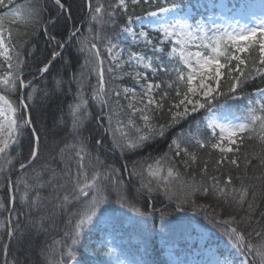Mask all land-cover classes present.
Returning a JSON list of instances; mask_svg holds the SVG:
<instances>
[{
    "label": "snow or ice",
    "instance_id": "obj_1",
    "mask_svg": "<svg viewBox=\"0 0 264 264\" xmlns=\"http://www.w3.org/2000/svg\"><path fill=\"white\" fill-rule=\"evenodd\" d=\"M53 2L59 10L65 9L62 0ZM141 4L153 10L134 14ZM85 7L89 21L87 31L91 38L73 25L70 32L58 39L55 34L49 33V26L55 29L58 20L51 15L46 16L45 7L36 3L15 7L12 0H0V9H4V15L0 16V58L3 61L0 63V69H3V75H0V187L8 189L4 194L5 200L0 201V215L5 216L0 223V230H3L0 231V255L5 257L3 264H9L7 257L12 243L20 248L32 244L50 227H55L56 219L65 214L67 240L56 241L54 245L45 242L43 247H38L41 257L38 264H95L92 257L99 253L90 244V233L94 228L109 223L106 206L113 199L124 206L128 204V198L118 170L105 165L92 150V137L85 135L89 131V123L95 121L103 133L110 132L112 148L123 155L141 150L156 137L163 138L167 131L201 112V120L195 123L196 132L181 130L171 141L170 150H174L177 157H187L182 160L186 167L195 163L198 160L196 153L182 147L187 138V142L194 141L200 149L218 152L219 158L203 162L200 170L204 176H208L209 163L213 165L209 177L212 183L208 186L203 183L191 185V194L185 196V202L202 207L192 199L199 193L214 195L229 207L243 209L244 215L239 219L230 217L220 222L225 225L224 235L231 250L241 257V264H249V256L255 257L252 264H264V213H260V220L255 219L256 200H264V195H258L255 186L244 183L253 159L256 161L253 168L261 170L259 179L264 180V148L252 153L251 158L241 150L245 133L249 134L247 139L255 137L264 145V0L258 3L241 0L238 5L231 0H196L195 4L192 0H116L107 7L100 2L93 6V0H85ZM117 9L124 19L118 26L116 40L123 36L130 41L127 48L121 47L112 38L103 42L93 35V25H103L115 18ZM193 9L204 11H199L197 15ZM17 21L39 27L42 34H48L47 42L55 43L49 58L36 68L41 77L51 75L55 62L72 64L73 60L64 56L66 50L70 53L75 47L77 64L81 55L84 58L81 71L68 74L67 79L58 75L52 81L51 94L72 93V101L67 105L72 140H65L64 146L59 148L54 158L56 167L49 161L41 163V133L31 118L29 101H35L41 92L45 95L49 93L38 89L33 81L25 80V63L20 49L25 46L30 48L31 44L18 39L21 34L11 26ZM134 46L139 51H133ZM102 50L109 61V73L120 69L123 72L121 78L132 76L135 79L140 89L138 102L136 87H125L122 91L106 88ZM253 53L256 55L253 56ZM125 65L133 71H126ZM85 68L88 75L83 71ZM161 73L167 77L166 80L158 79ZM93 74L96 84L86 97L82 95L84 82ZM253 82L256 87L245 95L246 86ZM74 84L76 91L72 92ZM25 89L30 91L17 96L16 101L9 98L18 91L23 93ZM110 93L112 99L109 98ZM121 97L128 101L126 107L131 110L126 121L120 119V110L125 107L120 103ZM89 100L93 107L99 108L95 115L90 111ZM230 100L243 101V113L232 111V105L228 103ZM161 112L169 119L166 123L157 124L154 115ZM137 114L142 121L140 125L135 123ZM63 116L62 111L53 125L60 131L63 129L59 121L63 120ZM202 126L209 133L207 139L201 138ZM192 127L189 125V129ZM125 129L134 130L135 135ZM26 133L28 151L25 155L23 145ZM95 145L102 148V137L95 139ZM161 159L147 166L146 181L143 172L132 174L142 178L138 191H162L168 200H172L173 181L181 174L175 165L165 169ZM37 165L40 167L37 168ZM242 165L245 176L237 177L241 181L238 188L233 186L230 174L225 181H221L219 174L223 167L240 169ZM19 185H23V195L19 197L23 221L21 213L16 211L15 189ZM45 188L51 190L49 196L41 194ZM46 204H51L52 209L34 218L33 211L39 213L41 206ZM129 206L140 217L146 215ZM241 223L250 226L251 231L247 234L242 231L239 228ZM253 233L259 238L256 245L248 240ZM106 254L112 255L111 252ZM215 255L222 258L210 257L207 264H234L232 251L228 254L218 251ZM11 264L24 262L13 256ZM119 264L127 262L119 261Z\"/></svg>",
    "mask_w": 264,
    "mask_h": 264
},
{
    "label": "trees",
    "instance_id": "obj_2",
    "mask_svg": "<svg viewBox=\"0 0 264 264\" xmlns=\"http://www.w3.org/2000/svg\"><path fill=\"white\" fill-rule=\"evenodd\" d=\"M62 2L65 4L64 10H59L54 5L53 0H12V3L15 7H21L29 3H36L45 7V15H51L52 17L58 20V24L55 29L49 26V33L55 34L58 39L62 38L65 33L70 32L73 25L78 27V25L86 15L85 0H62ZM97 2L103 3L107 7V5L109 4L116 3V0H93V6H95ZM194 2H196V0H192V3ZM145 10L153 9L150 8L148 5L141 4L136 7L134 14H142ZM116 11L117 16L115 18L107 20V22L103 25H93V35H95L99 40H104L106 42V39H113L114 37H116V34L118 32V26L122 24L124 19L123 14H121L118 9ZM2 15H4V9H0V16ZM11 26L21 34L18 37L21 42L28 41L31 44L30 48L25 46L24 48L20 49L21 59L25 63L24 77L25 80H29L32 77L38 75L36 73V68L38 66H42L43 62H45L49 58V54L53 51L55 43H48V34H42L39 27H33L29 24H26L24 21H17ZM88 26L89 21H87V23L84 25L82 32L86 37L91 38L90 34L87 31ZM29 33L32 35H28ZM136 50L139 51L138 48ZM25 52L27 53L26 56ZM76 55L77 54L75 47L71 49L70 53L66 50L64 52V56L66 59L71 58L73 60L72 64L55 62L51 69V75L46 74V78L40 77L35 82H33V84L38 89L47 90L49 95H45L43 92H41L38 94V98L35 101H29L31 105L30 109L32 114V120L34 124L39 127L41 133V163H43L44 161H49L53 167L57 166L54 158L56 157L59 148L64 146L65 140H72V137L70 135V119L67 115V105L72 101V93L69 92L67 95L51 94L52 81L53 78L58 75L64 76L65 79H67L68 74L72 72L81 71V65L83 64L84 58L83 55H81L80 63L77 64L75 60ZM255 55L256 54L253 53V56ZM0 63H3L2 58H0ZM83 71L85 75H88V69L85 68L83 69ZM0 75H3V69H0ZM105 75L107 76V69L105 71ZM160 78L165 80L167 79V77H164L162 73L159 74L158 79ZM95 84L96 78L93 74L90 79L85 80L84 92L82 93V95H85L86 97L89 96L92 87L95 86ZM129 85L135 87L134 82L132 80L129 81ZM254 87H256V84L254 82L246 86L245 95H247L248 91H251ZM29 91L30 90H28L26 94ZM75 91L76 85L74 84L72 87V92ZM17 96H19V91L14 95H10V97L13 98V101H16ZM44 98L47 99V102L43 103ZM109 98L112 99L111 93L109 94ZM121 101L122 104L126 106L125 100ZM228 103L232 105L233 111H237L238 114L243 113V101L237 102L230 100L228 101ZM165 105L167 107V102H165ZM89 106L90 111L93 113V115L99 112L98 107L92 106L91 100H89ZM57 108L59 109L57 112L59 116L61 115L62 111L64 114L63 120H61L62 125L60 126L63 131L53 130L50 126L52 120H54V122L56 120V116H54L53 110H56ZM48 110H50V112L52 111L51 118L49 119L50 116L47 117L48 119H46L44 121L45 123L42 124L43 117L41 112L45 111L46 113ZM106 110L107 109H105V111ZM124 116L128 118V115ZM124 116L122 115V119L126 121L127 119H125ZM168 119V115L162 112L156 113L154 115V122H156L157 124L166 123ZM115 122L116 121L113 119V124H115ZM190 125H193V127L191 129H189V127L186 129L184 128V124L181 123L180 125H177L176 127L167 131L163 138L156 137L155 139L146 143L141 150L129 153L125 152L123 155L120 153L119 150L112 148L111 133H103L101 129L97 127V122L92 121L91 123H89V131L85 133V135L92 137V150L100 156L101 160L104 161V164L110 167H114L118 170V174L121 178V185L126 189L128 204L121 206L120 203L116 202V200L113 199V202L106 206L107 209L119 207L121 209L133 211V208L129 206L132 205L136 209H139L140 211L146 213L144 217H140L138 222H134V224L130 226V229L133 231L134 234L140 235L143 238L148 255L146 259L151 264H159V262H165L158 248L160 241L164 239L166 241L165 244L176 242L179 238L186 237L187 231L192 229L191 218L179 213L175 206H178L179 208L187 212L195 211L196 214H198L195 217L196 222L201 224H210L212 228L218 229L223 236H225V225L220 222L223 220H228L230 217H236L237 219H239L241 216L244 215L243 209L236 206L229 207L226 203L222 201V199H218L214 195H203L198 193L197 195L193 196L192 199L196 201V204L202 207H196L190 203L185 202V196L191 194V185H193L194 183L196 185H200L201 183H203L205 186H208L212 183L209 177L212 175L213 165L212 163H209L208 176H204L200 170L203 162L205 160L214 161L219 158L218 152L210 149V151H208V148L200 149L197 145H195L194 141L187 142V138H185V143L182 144V147H188L190 152L196 153V155L198 156V160L195 163H190V165L186 167L185 164L182 163V160H186L187 157H177L175 155V151L170 150L169 146L171 144V141L177 136V134L181 130L185 132L189 130H191L193 133L196 132L195 123L192 122ZM208 135L209 134L207 130L204 129L202 126L201 138L207 139ZM244 135L246 139L241 150L244 153H248L249 158H251V154L254 152H259L262 148H264V145H262L261 142L255 137L251 140L247 139V136L249 135L248 133H245ZM97 137H102L103 139L102 148L95 145V139ZM47 140H55L57 142L56 146L52 148V146L47 143ZM27 141L28 135L26 133L25 143L23 145V152L25 155L28 151ZM113 152L116 155L121 156L129 166V170L131 171L130 180L132 185L127 182L122 166ZM158 159H161V161L165 163L167 167L175 165L176 169H178L181 174L179 179L173 181V184L177 182V185L175 190L173 191L174 196L172 200H168L163 195L162 191L160 193H147L146 191H138L142 178L138 175L132 174L133 172H143V179L146 181L148 179L146 171L147 166L149 164H154L155 161ZM255 163L256 161L253 159L252 165H249L248 167L247 177L244 179V183L246 185L255 186L256 193L258 195H264V180L259 179L262 174L261 170L253 168V165H255ZM39 167L40 165H37V168ZM229 174L233 178V186L238 188L240 186L241 181L238 180L237 177L245 176V170L243 165L240 169H236L234 166L223 167L221 169V173L219 174L221 181H225ZM22 189L23 185H19V187L15 189V194L17 197L16 211L21 213L20 219L23 221L24 216L21 212L19 201V197L23 195ZM50 191V189L45 188L41 190V194L44 196H49ZM6 192H8L7 188L0 187V201L5 200L4 194ZM113 196H115V193H113ZM249 198H251V192ZM150 200L153 202H150ZM256 204L258 205V207L256 208L255 219L260 220V213H264V200L258 198L256 200ZM150 205H152L151 210L149 209ZM51 209L52 205L46 204L41 206L39 213L33 211L32 215L35 218L37 215L44 214L45 212H48ZM4 220L5 216L0 215V223H3ZM66 221V214L58 217L56 219L55 227H50L47 233L41 236L39 240L34 241L32 244H26L23 248H20V246L16 245L15 243H12L8 257L9 264H11L13 256L19 258L21 261L24 262V264H38V261L41 257L39 255L27 256L25 254L26 247L29 245H33V247L37 249L38 247H43L45 242L47 245H54L56 241H66L67 238L65 237V231L68 230ZM159 222L165 223L162 225L161 230L158 231L156 230L157 226H155V223L157 224ZM119 223H121V221H119L118 224ZM262 223H264V221H262ZM239 228L246 234L251 231V227L246 226L243 223L239 225ZM258 239L259 238H257L254 233L251 236H248V240L253 245L257 244ZM251 257L255 259V257ZM2 261L3 256L0 255V264H2Z\"/></svg>",
    "mask_w": 264,
    "mask_h": 264
},
{
    "label": "rangeland",
    "instance_id": "obj_3",
    "mask_svg": "<svg viewBox=\"0 0 264 264\" xmlns=\"http://www.w3.org/2000/svg\"><path fill=\"white\" fill-rule=\"evenodd\" d=\"M235 3V2H234ZM258 3V2H257ZM203 10V9H202ZM204 11V10H203ZM136 27H139V25H136ZM117 43H119L120 44V46L121 47H124V48H127L128 46H129V44H130V41H128V40H126L123 36H121L120 38H119V40H117ZM124 56H125V58H126V56H127V52H125L124 53ZM125 67L127 68V71L128 72H132L133 70L132 69H130V68H128L127 67V65H125ZM118 70H120V69H118ZM44 102H47V99H45L44 98V100H43V103ZM58 108L55 110H53V114H54V116H56V118L57 117H59V115H58ZM52 112V111H51ZM51 112H50V110H48L46 113H45V111H42L41 112V114H42V117H43V121H42V124H44L45 122V120L46 119H48L47 117H49V119L51 118ZM56 123V120H55V122H54V120H52V122L50 123L51 125V129H53V130H58V129H56V128H54L53 127V125ZM59 124H60V126L62 125V122H61V120L59 121ZM48 142V144L49 145H51L52 146V148H54L55 146H56V144H57V142L55 141V140H47ZM161 165L165 168V169H167V167L164 165V164H162L161 163ZM172 190H174V185H172ZM104 236V239L105 240H107V239H109V234L108 233H106V234H104L103 235ZM204 241H200L199 242V244H198V246H200V247H203V243ZM168 250V257L172 260V262H171V264H199V262H200V264H207V260L211 257V258H216V252H215V254H211V252H208V251H203V260H197L196 258H194V256L195 255H198L199 254V252L198 251H196L195 252V255H191V259H190V261L188 262V263H180V259H179V257H176V256H174V254H173V251H174V249H167ZM208 250H210V249H208ZM25 254L27 255V256H30V255H33V256H35V255H38V248L37 249H35V247H33V245H29V246H27L26 247V252H25Z\"/></svg>",
    "mask_w": 264,
    "mask_h": 264
}]
</instances>
